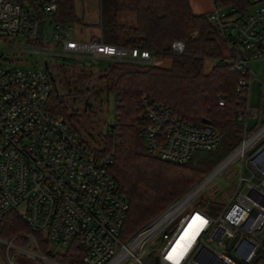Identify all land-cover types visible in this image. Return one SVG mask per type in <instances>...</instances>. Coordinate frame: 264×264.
I'll return each mask as SVG.
<instances>
[{"label": "built area", "instance_id": "2783aa9c", "mask_svg": "<svg viewBox=\"0 0 264 264\" xmlns=\"http://www.w3.org/2000/svg\"><path fill=\"white\" fill-rule=\"evenodd\" d=\"M31 1L33 5L0 0V37L40 39V17L56 13L58 0ZM252 1L245 14L214 4L207 16L229 51L230 69L247 74L238 90L248 101L252 78L257 76H252L251 63L264 59V0ZM71 29L55 21L54 36L63 56L150 66L165 62L154 49L77 39ZM171 48L183 53L186 44L175 40ZM55 85L48 67L5 68L0 55V220L11 211L19 212L32 231L43 234L54 254L77 241L85 250L83 264H123L129 258L137 264H244L264 251V144L251 152L264 135V126L242 153L234 157L240 147L195 189L123 240L120 235L130 206L110 173L115 152L88 149L78 131L51 112L49 99ZM139 104L144 118L140 135L154 156L186 163L198 151H214L222 142L224 134L211 123L182 119L166 104L148 97ZM250 112L258 115L249 104L239 115L245 128ZM238 158L248 165L252 177L240 178L234 199L218 215L193 208L170 230L203 187ZM161 234L163 248L145 263L146 247ZM0 256L6 264H65L44 254L32 233L0 238Z\"/></svg>", "mask_w": 264, "mask_h": 264}, {"label": "trees", "instance_id": "16d2710c", "mask_svg": "<svg viewBox=\"0 0 264 264\" xmlns=\"http://www.w3.org/2000/svg\"><path fill=\"white\" fill-rule=\"evenodd\" d=\"M32 4L31 0H16ZM247 13L252 0H212ZM100 39L108 44L154 49L157 55L171 61L167 66H150L134 62L110 61L101 79L107 91L115 95L117 120L103 137L99 154L114 150L115 162L110 173L129 201L128 216L121 238L129 240L145 224L191 190L211 172L224 156L244 141V122L248 99L238 90L241 78L247 77L230 69L224 43L207 20L208 13H195L190 0H100ZM76 0H58L54 21H79ZM135 14V24L120 22V15ZM175 40L185 42L183 53L172 51ZM214 60L207 71L206 60ZM148 97L166 104L185 120L209 123L224 135L218 152L196 153L186 163H174L150 154L140 135L144 123L140 100ZM220 101H224L221 105ZM49 109L78 130L80 120L71 112L64 96L55 85ZM211 213V209L208 211ZM20 233H32L41 251L65 264H83L84 248L73 241L63 253L54 254L43 234L34 232L23 216L11 211L0 220V238L10 240ZM20 242L24 239L17 238ZM246 264H264V251Z\"/></svg>", "mask_w": 264, "mask_h": 264}, {"label": "rangeland", "instance_id": "374dc122", "mask_svg": "<svg viewBox=\"0 0 264 264\" xmlns=\"http://www.w3.org/2000/svg\"><path fill=\"white\" fill-rule=\"evenodd\" d=\"M190 1L196 13H206L213 4L212 0ZM75 8L80 20L71 23L73 37L82 40L100 39V0H76ZM135 21L136 17L133 13L120 15V22L123 24L132 25L135 24ZM54 31L55 21L51 16H47L40 17V39L0 37V55L3 66L5 68L41 70H46L48 67L54 75L57 90L64 96L71 112L76 114L80 120L77 131L81 139L84 140L86 147L88 149L103 148V136L108 133L117 120L115 95L106 90L107 83L101 79L102 74L110 64V60L83 56H63L55 39ZM224 51L228 57L229 51L225 44ZM214 63V60H206V70H211ZM170 64L171 61L166 60L163 65L169 67ZM251 68L252 73H257V76L252 78L251 99L249 100L252 107L261 105V113L259 118H254L252 114L249 116L246 128L248 131L245 133L246 140L253 137L252 135L264 126V59L251 63ZM262 140H264V135L254 144L253 148ZM218 151L216 149L212 152ZM234 151L224 156L223 160L201 181L208 178ZM205 152L209 151H198L197 153ZM248 158L249 152L246 153L244 161L246 162ZM241 177L248 179L252 177V172L248 165L242 161V158H238L203 187L192 204L176 218L170 230L178 224L182 215L193 208L207 212L211 209V214L218 215L223 207L234 199ZM164 243L163 234L151 241L145 249L144 262L152 261L154 256L161 251ZM52 247L56 248L55 245ZM0 264H6L2 256H0ZM123 264L137 263L135 259L129 258Z\"/></svg>", "mask_w": 264, "mask_h": 264}, {"label": "crops", "instance_id": "0c3cea01", "mask_svg": "<svg viewBox=\"0 0 264 264\" xmlns=\"http://www.w3.org/2000/svg\"><path fill=\"white\" fill-rule=\"evenodd\" d=\"M214 6V3L211 5V7H210V9L206 12V13H208L211 9H212V7ZM193 8V7H192ZM194 10V9H193ZM195 12V11H194ZM196 13V12H195ZM198 14H202V13H198ZM67 24H69V25H71V23H67ZM251 67V66H250ZM252 68H251V73H252ZM253 74V73H252ZM254 74H257V73H254ZM252 83V82H251ZM252 85V84H251ZM251 91H252V86H251V89H250V98L249 99H251ZM263 95L261 94V97H262ZM249 108H250V110H254V109H257L258 110V115L257 116H254L253 115V117L254 118H259V116H260V113H261V105H259V106H257V107H252V105H251V101L249 100ZM252 113L250 112L249 114H248V116H247V124H248V119H249V116L251 115ZM259 120V119H258ZM258 125V124H257Z\"/></svg>", "mask_w": 264, "mask_h": 264}, {"label": "water", "instance_id": "95a60500", "mask_svg": "<svg viewBox=\"0 0 264 264\" xmlns=\"http://www.w3.org/2000/svg\"><path fill=\"white\" fill-rule=\"evenodd\" d=\"M203 122H205V123H209L208 120H203ZM261 128H262V127H261ZM261 128H260V129H261ZM243 144H244V143H242V144H241V145H240V146H239L234 152H236L240 147H242ZM263 144H264V140H262L259 144H257V146H255V148H254L251 152L255 151L256 149H258L259 147H261ZM234 152H233V153H234ZM233 153H232V154H233ZM232 154H231V155H232ZM231 155H230V156H231ZM230 156H229V157H230ZM229 157H228V158H229ZM228 158H227V159H228ZM227 159H226V160H227ZM226 160H225V161H226ZM225 161H224V162H225ZM224 162H222V163H224ZM222 163H221V164H222ZM221 164H220V165H221ZM220 165H219V166H220ZM219 166H218V167H219ZM203 181H204V180H203ZM201 182H202V181H201ZM201 182H199L198 184H196V185H195L190 191H188L187 193H189V192H191L193 189H195V188H196ZM187 193H186L185 195H187ZM185 195H184V196H185ZM184 196H183V197H184ZM183 197H182V198H183ZM182 198H180V199H182ZM235 241H236V240H234V241L231 243V245H230V247H229V250L232 249V247H233Z\"/></svg>", "mask_w": 264, "mask_h": 264}, {"label": "bare ground", "instance_id": "6f19581e", "mask_svg": "<svg viewBox=\"0 0 264 264\" xmlns=\"http://www.w3.org/2000/svg\"><path fill=\"white\" fill-rule=\"evenodd\" d=\"M259 135L253 137L252 139L246 141V143L244 144V146H242L234 155V157L238 156L240 153H242ZM233 157V158H234ZM224 165H222V167H224Z\"/></svg>", "mask_w": 264, "mask_h": 264}]
</instances>
